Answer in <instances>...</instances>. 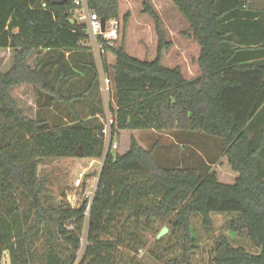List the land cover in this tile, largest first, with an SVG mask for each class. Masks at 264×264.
Listing matches in <instances>:
<instances>
[{"label": "trees", "instance_id": "16d2710c", "mask_svg": "<svg viewBox=\"0 0 264 264\" xmlns=\"http://www.w3.org/2000/svg\"><path fill=\"white\" fill-rule=\"evenodd\" d=\"M88 3L104 19L125 24L129 18V13L119 16V0ZM172 3L199 47L197 76L187 79L178 66L162 64L170 41L148 0H142L141 12L153 20L155 57L139 59L127 53L123 40H102L100 62L112 82L113 133L166 131L182 142L201 137L218 152L211 158L206 148L208 160L196 155L198 168L194 159L165 166L155 156L156 146L144 148L134 136L123 153L104 154L103 107L98 118H86L98 110V65L84 44V26L70 21L73 0H0V48L12 53L11 66L0 71V263L7 253L10 264H123L121 244L134 253L144 245L140 238L127 240L134 229L162 220L174 238L170 249L178 247V256L165 264H191L196 247L191 216L200 215L210 227V214L219 212L227 214L226 229L242 233L258 251L235 246L221 233L210 249L213 264H264V0ZM108 53L115 57L113 65L107 63ZM73 66L82 71L80 77ZM22 86L35 93L36 113L15 96ZM85 104L93 105L86 114ZM47 109L56 114L43 115ZM102 156L88 209L87 199H77L72 207L65 190L61 198L53 196L49 179L40 174L39 166L48 159ZM221 156L237 173L233 183L220 182L210 169ZM80 187L83 191L85 182ZM130 220L134 229L129 232ZM84 223L86 246L77 261ZM38 234L42 251L37 258ZM128 264H139L136 255Z\"/></svg>", "mask_w": 264, "mask_h": 264}, {"label": "rangeland", "instance_id": "374dc122", "mask_svg": "<svg viewBox=\"0 0 264 264\" xmlns=\"http://www.w3.org/2000/svg\"><path fill=\"white\" fill-rule=\"evenodd\" d=\"M148 1L159 14L166 39L170 41L169 49L163 52L162 64L171 67L178 66L186 78L198 75L196 74L198 73L196 63L198 45L190 35L188 22L173 5L172 0ZM141 10L142 0H119V16L122 17L124 13H129V18L125 24H123V22L120 24L117 41H124V46L128 54L139 59L151 60L155 57L157 37L152 18L148 14L142 13ZM94 59L96 60L95 56ZM108 59L110 61L111 56L107 54L106 60L108 61ZM33 60L34 56L31 58L30 62ZM11 63V51L9 49L0 48V71L9 69ZM14 94L24 108L31 107L33 113H36L38 107L35 105V93L32 88L23 86L18 87L14 90ZM50 114L53 117V114L56 113L53 109L43 111V115L45 116ZM58 118L59 117H55L54 120H59ZM129 133L125 130L121 138L119 134L114 136L118 148L112 150L113 153H121L125 147H127ZM135 136L139 145L144 148H149L152 145L156 146L155 156L157 160L165 166L172 165L169 161L174 162L173 164L183 165L182 163H187L188 159L191 161L196 155H198L199 158L204 157L208 160L205 153L206 148L211 158H216L215 156L218 152L215 144L210 141L202 142L201 137L192 139L191 142H182V139H178L176 135L171 132H157L149 129L136 130ZM197 159L198 158L191 161L195 167L199 164V159ZM92 160L94 161L91 164L90 161ZM92 160L82 157L48 159L39 166V170L40 174H44L49 179V191L53 196L59 199L61 198V196H59L60 191L65 190V199L67 201L68 196L76 194V199H78L79 203L82 202L83 199H87L89 202V192L91 190V185H93L96 180L99 166L98 159ZM210 169L215 172L218 180L223 183H233L237 176L228 166L224 156L217 157L210 165ZM81 174L83 177L82 182H85V189L83 191H81L80 187L82 182L79 187L76 188L74 186L75 179ZM124 216H127V214H124ZM210 217V227H206L203 224V220L198 214H193L190 218L191 231L194 237V244L196 245L195 250L190 252L191 264H213L211 261L210 249L215 237L221 233L228 236L233 245L241 246L251 253H257L258 250L249 244L242 233L234 234L226 229L227 214L215 212L211 213ZM149 223L142 224L134 229L133 223L130 220L129 224L125 226L129 232L134 229L132 232L134 235L127 240L132 243L140 238L144 245L134 253L126 247V244H121L119 246L118 255L122 258L123 264H128L135 255L139 264H165L168 260H172L178 256V247L170 249V246L174 244V238L169 236V229L167 234L156 240V235L162 227L166 226L168 228L167 223L162 220ZM82 232L81 246L76 255L77 261L81 259L86 246L85 223ZM120 232H122V230H120ZM39 235L40 234L34 239L33 244V252L37 258L42 251V239ZM128 241L126 242L128 243ZM157 257L161 259H157ZM0 264H10L7 253H4ZM172 264L180 263L176 261L172 262Z\"/></svg>", "mask_w": 264, "mask_h": 264}, {"label": "built area", "instance_id": "2783aa9c", "mask_svg": "<svg viewBox=\"0 0 264 264\" xmlns=\"http://www.w3.org/2000/svg\"><path fill=\"white\" fill-rule=\"evenodd\" d=\"M68 13L70 20L82 24L84 26L85 33L87 36V40L84 44L89 47V49L93 52L97 60L100 83L99 89L103 101V111L102 114L99 116V120L102 124L101 129L99 131V136L103 140L105 154L109 150L117 149L118 144L114 140V136H116V134L113 133L112 126L115 124V119L110 110V103L114 104L112 98V82L101 67L100 56L103 49L102 40L107 41L109 44H113V42L118 38L121 23L115 17L109 19H104L100 17L96 11L91 9L88 0H73V4L69 8ZM93 161L94 160L90 161L91 164L93 163ZM103 161V156L98 159L99 166L97 170L96 180L94 184L91 185L87 209L89 208V205L91 203ZM82 181L83 177L81 174L75 179L74 186L76 188L79 187ZM67 199L72 207L76 206V194H71V196H68Z\"/></svg>", "mask_w": 264, "mask_h": 264}, {"label": "crops", "instance_id": "0c3cea01", "mask_svg": "<svg viewBox=\"0 0 264 264\" xmlns=\"http://www.w3.org/2000/svg\"><path fill=\"white\" fill-rule=\"evenodd\" d=\"M198 52H199V47H198ZM65 55L67 56V53H65ZM108 55H110L111 56V60L109 61V59H108V61H107V63L109 64V65H113L114 63H115V57H114V55H112V54H110V53H108ZM197 56H198V54H197ZM196 56V57H197ZM169 67H171V66H169ZM72 71L73 72H75V76H81L83 73H82V71L80 70V69H78L77 67H74L73 66V68H72ZM196 74H199V71H198V73H196ZM195 76H197V75H194V76H192V77H189V78H193V77H195ZM186 78V77H185ZM189 78H187V79H189ZM99 88V87H98ZM80 90H82V88H80ZM99 90V89H98ZM74 91V90H73ZM68 92H67V96H68ZM89 98H90V96H89ZM100 98H102L100 95H99V92H98V94H96V97H95V101H94V104L98 107L97 109L98 110H96L95 111V113H94V115H90V113L87 115V117L86 118H89V117H92V116H97V118H98V116L100 115L99 114V111H101L102 110V107H103V101H102V99H101V101H100ZM91 99V98H90ZM94 99V98H93ZM101 102H102V104H101ZM93 107V105L92 104H85V106H82L81 107V109H82V113L83 112H85V114L87 113V111L90 109V108H92ZM101 109V110H100ZM67 110H66V108H63V115L62 116H64L66 113ZM102 112V111H101ZM65 113V114H64ZM64 118V117H63ZM64 120H65V118H64ZM126 130V129H125ZM125 130H120L119 131V137L121 138V135H122V133H123V131H125ZM126 131H128V133H129V137L130 136H134V137H136L135 136V132H136V130H126ZM255 131H253V130H251V132L249 133V137L250 136H252L253 135V133H254ZM129 137H128V144H127V147H125V149L121 152V153H123L127 148H128V146H129ZM120 153V152H119ZM225 157V156H224ZM226 158V157H225ZM226 161H227V159H226ZM228 164V163H227ZM228 166H229V164H228ZM230 167V166H229ZM231 168V167H230ZM232 170V169H231ZM212 171V170H211ZM232 172L233 173H236V172H234L233 170H232ZM237 174V173H236Z\"/></svg>", "mask_w": 264, "mask_h": 264}, {"label": "water", "instance_id": "95a60500", "mask_svg": "<svg viewBox=\"0 0 264 264\" xmlns=\"http://www.w3.org/2000/svg\"><path fill=\"white\" fill-rule=\"evenodd\" d=\"M54 4H63L66 0H52ZM72 22V20H70ZM168 233V228L166 226L162 227V229L156 235V240L160 239L162 236Z\"/></svg>", "mask_w": 264, "mask_h": 264}]
</instances>
